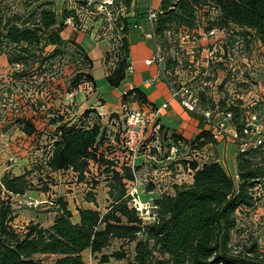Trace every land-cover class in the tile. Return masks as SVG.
<instances>
[{"label": "trees", "instance_id": "obj_1", "mask_svg": "<svg viewBox=\"0 0 264 264\" xmlns=\"http://www.w3.org/2000/svg\"><path fill=\"white\" fill-rule=\"evenodd\" d=\"M78 1L79 5H64L60 20L55 0H0V55L6 56L12 68L11 79L16 82L34 76L50 77L69 55L74 67L66 81L67 90L74 92L86 83L97 86L92 72L94 62L88 50L73 38L59 36L68 19H72L74 27L86 29L89 17L103 16L97 10L99 0ZM131 2L114 0V4L124 10L129 9ZM155 11L152 33L156 51L159 50L163 58L159 64L164 79L170 87L191 89L199 106L207 110L231 112L230 124L240 133L241 139H217L207 127L188 139L158 118L155 123L150 121L148 115L156 106L141 87L123 93L122 112L112 113L110 123L117 127L122 113L128 123L131 111L141 110L145 115L142 125L150 132L148 140L160 143L153 145L154 156L162 153L159 146L169 151L181 145L198 151L205 148L213 151V155L203 161L184 160V165L193 172L192 179L166 187L153 199L149 218H145L130 195L136 184L135 167L102 148V145H106L105 148L113 146L114 139H110V130L102 124L100 107L87 106L75 119L68 118L66 112L55 111L49 117L55 129L46 167L50 172L72 170L80 181L94 176L93 167L96 170L104 168L110 201L106 210L101 211L93 204L97 201L90 191L87 201L94 206L79 205L74 210L66 198L58 197L51 201L54 217L50 224L31 221L20 229L14 223L17 214L11 198L13 195L25 197L33 188L29 177L32 169L24 173H4L0 178V264H86L83 255L86 249H90L101 263L123 260L125 264H264V249L257 237H243L244 228L239 227L238 217L239 210L255 207L260 199L256 190L264 184V141L258 145L250 141L249 146L242 149L243 140L248 138L244 133L247 109L242 107L243 101L237 99L229 103L227 97L216 99L205 89L208 86L196 94L187 81L176 85L171 72L179 65V57L171 53L166 58L162 50L166 45L168 50L172 40H178L177 45L182 46L185 38H189L186 40L190 47L202 54L208 52V67L202 70L212 69L214 76L206 78L212 80L217 77L219 68L225 67L222 61L214 65L210 60L217 52L221 33H227L233 44L242 41L248 45L249 40L255 38L264 45V0H162L159 10ZM146 14L149 20L148 12ZM137 25L138 21H130L124 12L118 10L114 15V47L106 52L104 60L108 64L113 58L106 75L112 87L120 86L132 67L129 34L131 27ZM181 31L184 33L182 40ZM70 46L74 47L72 52H69ZM187 52L191 54L193 50ZM188 61L202 62L201 65L206 66L198 55H190ZM17 121L29 136L38 131L36 123L26 115L18 117ZM158 123L159 130L154 131ZM223 140L239 146L235 158L237 177L231 175L218 158L217 145ZM125 143L132 148L129 140ZM44 190L49 188L46 186ZM51 257L53 263L48 261Z\"/></svg>", "mask_w": 264, "mask_h": 264}, {"label": "rangeland", "instance_id": "obj_2", "mask_svg": "<svg viewBox=\"0 0 264 264\" xmlns=\"http://www.w3.org/2000/svg\"><path fill=\"white\" fill-rule=\"evenodd\" d=\"M92 1L95 0H89V2ZM55 3L60 20L62 19L64 5L70 7L79 5L78 0H55ZM97 3L100 4L101 0ZM112 9V13L117 14L118 10L124 12V7H121V10L116 5ZM114 15L111 18L109 14L103 13L105 19L102 15L98 17L92 15L86 22L88 25L98 23L97 36L109 40L110 47L108 51H111L114 47L113 40L115 39L112 32ZM67 22L73 24L72 19H68ZM141 27L143 29L132 26L130 30L134 59L140 58L143 49L154 50L152 56L154 58L155 38L154 36L148 37V33H151L152 29L150 26L148 28ZM76 29L81 30L80 28ZM89 30L91 32V29ZM67 33L68 31L63 34V39H68ZM139 34L146 38L147 45L135 40V37ZM216 34H214L215 38H217ZM183 35V31H181V34H179L180 40H182ZM186 39L189 38H185L182 46L177 45L179 44L178 40H172V46L168 50H166L167 45L162 47L166 58L171 53L179 57V65L171 72L172 81L176 85L181 81L189 82L190 87L196 94L200 89L208 86L205 89H208L209 94L216 99L227 97L229 103L241 99L243 101L242 107L247 109L246 121L251 120L252 116H256L260 128H264V45L255 38H251L248 45L242 41L233 44L227 33H221L218 38V41H221L219 42L221 47L217 46V52L210 60L214 61V65L219 64L218 61L220 63L222 61V63H225L223 64L225 67L223 69L219 68L217 77L208 80L207 77L214 76L212 69L202 70V67H208V63H206L209 59V57L206 58L209 55L208 52L204 54L198 52L196 48L190 47V43ZM68 49L69 52H72L74 47L70 46ZM190 50H193V53L189 54L187 52ZM192 54L198 55L201 60L204 59L206 66L201 65L202 62L199 64L189 62V57ZM112 60L113 58L110 59L108 64L104 62L106 72L109 71ZM158 65L159 63L154 60L153 67L155 70L158 69ZM72 67H74V62L67 55L52 76L46 78L44 76H34L24 81L17 80L15 82L11 79L12 68L8 64L6 56L0 55V178L8 171L24 173L32 169L29 177L33 181V188L28 191L29 196L13 195L11 198L17 214V221L14 223L20 229H23L31 221L42 220L48 222L54 217V212L51 211V201L58 197L66 198L74 210L79 205L84 204V201H87L88 192L90 191L94 193L97 201V204H93L97 205L101 211L106 210L110 201L108 178L104 168L96 170L93 167L94 176H91L90 180L80 181L77 174L72 170L50 172L46 167L45 161L55 129V126L49 123V117L53 116L55 111L66 112L68 118L75 119L83 113L87 106L98 105L100 107L102 124L110 130L108 133V135H111L110 139H114L113 146L105 148L106 145H102V148L106 149L105 151L109 155L122 157L125 161L132 163V166L135 167V182L138 186L139 197L145 204H152L153 199L161 195L166 187L169 188L176 183L189 182L192 179L193 172L184 165V160L197 158L203 161L208 156L213 155L212 148L198 151L190 149L187 145H181L172 148L170 151L167 147L164 149V147L159 146L158 149H161L162 153L154 156L152 154L153 145L160 143L148 140L150 137L148 128L145 130L143 125H129L125 121V113L121 114L122 118L118 120L119 125L117 127L111 125V114L115 111L122 112V96L117 99H107L105 94L98 90V86L94 87L92 83L83 84L74 92L67 90L66 81L71 76ZM94 72L96 79L101 82L104 76L102 70L95 69ZM161 74L162 76L158 75L159 79L164 77L162 68ZM148 78L153 80L154 75ZM42 82L47 84L44 86ZM40 87L44 88L39 89ZM23 115L30 117L38 127V131L33 136L25 134L19 121H17V118ZM198 117L201 119L199 115ZM123 133L127 135L124 137ZM187 134H192V132L187 131ZM195 136L191 135L188 139H193ZM126 139L129 140L128 145L132 147L131 149L127 147ZM108 141L106 142L109 143ZM223 142H228V140H223L220 143ZM236 144L234 142L230 143L229 147L227 145L225 149H223V145L220 149V153H225L224 158L221 157V159L226 160V162L222 161L226 167L229 164L228 160H230L229 156L226 155V151L228 152L227 149H230L231 145ZM236 147L237 153L239 150L238 144ZM46 186L49 188L48 191L44 190ZM150 189H153V191H150ZM256 191L257 195L260 196L256 206L238 211L239 227L244 228L243 237L252 235L257 237L264 249V184L259 185ZM27 201H36L39 204L37 206L29 205ZM48 261L53 263L54 258L51 257ZM124 263L126 262L124 261Z\"/></svg>", "mask_w": 264, "mask_h": 264}, {"label": "crops", "instance_id": "obj_3", "mask_svg": "<svg viewBox=\"0 0 264 264\" xmlns=\"http://www.w3.org/2000/svg\"><path fill=\"white\" fill-rule=\"evenodd\" d=\"M161 2L162 0H132L129 9L124 10V14L130 17V21L131 20L134 22L138 21L137 28H142L141 26H145V28H148L150 26L152 29V24L148 20L146 13L149 11L150 8H153L158 11ZM148 6L150 7L149 9ZM86 24L87 25H85V27L89 26L91 32L90 30L89 32L86 31L85 28L78 30L72 24L67 22L66 27L59 32V36L61 38L64 37L63 34L68 31L67 33L68 39L73 38L77 40L88 50L94 62L93 74L95 73L94 72L95 69H101L104 74L101 82L96 79V84L98 86V90L102 94L104 93L107 99L112 100V99L120 98L123 95V93H125L127 90L138 86L141 87L143 90H145V92L148 95L149 101L156 106L154 111L151 112V114L149 115L150 119L154 115L157 116V118L160 119L162 123H164L169 127L177 129L187 138H189L191 135L193 136L198 134L203 128H206L205 123L202 122V120L198 117V115H194V113L188 111L181 104L179 99L173 97L171 87L169 83L164 79V77H162V79L158 78V75L162 76L160 64L158 65V69L155 70L153 67V63L152 64L146 63L147 59H152L154 50L143 49L142 54H140V58L137 57L136 59H134V55L132 54V44H131L130 34H129L130 48H131L130 61L132 63V67L130 68L126 79L122 82L120 86L115 88L110 87V85L106 80V75L108 74V71L106 72L104 67V57L106 51L109 50L110 42L106 38H99V36H97V31H99L98 23L97 24L92 23L90 25H88V23ZM81 34H85V35H81ZM148 37L150 36L148 35ZM135 40H139L141 43H145L146 45L148 42L146 38L143 37L141 34L137 35V37H135ZM155 54H156V50L154 56ZM153 75H154L153 80H151L152 78H148V77H152ZM166 103L167 106L164 107V104ZM150 107L152 108V106ZM187 131L192 132V134H187ZM230 143L233 142H229V141L223 142V143H219L217 146L218 147L217 150L219 154L218 158L221 162L223 160L226 162V160L221 159V157L224 158L225 153L224 154L220 153L221 152L220 149L223 145H224L223 149H225L227 145L229 147ZM236 145L234 146L231 145L230 149L229 148L227 149L228 152L226 151V155L229 156L230 160H228L229 164L227 165V167L225 166L229 171V173L234 177H237V167H236V159H235L236 150H237ZM27 195L29 196V194ZM82 205L88 207L93 206L92 203H88L86 201H84V204ZM16 221L17 218L15 222ZM51 222H52V218L48 222H43V224L48 225ZM83 255L86 264H125L123 260L101 263L99 262L98 259H96L92 255L90 249H86L83 252Z\"/></svg>", "mask_w": 264, "mask_h": 264}, {"label": "built area", "instance_id": "obj_4", "mask_svg": "<svg viewBox=\"0 0 264 264\" xmlns=\"http://www.w3.org/2000/svg\"><path fill=\"white\" fill-rule=\"evenodd\" d=\"M114 0H101L100 4H97V10L109 14L111 18L115 13H112L114 8ZM156 11L153 8H150L148 11L149 20L151 24L154 22L156 18ZM150 37L153 36V33L148 34ZM162 56L160 51L157 50L154 58L147 59V64H152L153 61H157L158 63L162 62ZM172 95L174 98L179 99L181 104L190 112L198 114L202 117L203 121L207 125V128L211 129L214 132V137L217 139H222L223 137L228 138L229 140H240V133L230 124V119L232 118V113L227 112L219 113L213 110H207L198 104V98L194 95L191 89L186 86L183 87H173L171 86ZM167 106V103L164 104V107ZM157 116H153L150 121L155 123ZM145 121L144 113L139 109H134L131 111L128 117V124L129 125H142ZM160 128V123L156 124L154 127V131H158ZM244 133L247 135L248 138L243 140L241 147L245 149L249 146L252 141L254 145L261 144L264 141V128H260L258 124V120L256 116H252L251 120L247 121L246 126L244 128ZM130 195L133 196V203L136 209L145 217L149 218L151 204L148 205L143 203L139 197V190L137 184H135L132 189L130 190ZM29 205L39 204L38 202L34 201H27Z\"/></svg>", "mask_w": 264, "mask_h": 264}]
</instances>
